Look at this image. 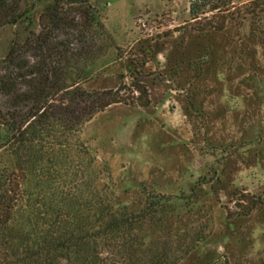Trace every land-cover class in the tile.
<instances>
[{"label": "rangeland", "instance_id": "374dc122", "mask_svg": "<svg viewBox=\"0 0 264 264\" xmlns=\"http://www.w3.org/2000/svg\"><path fill=\"white\" fill-rule=\"evenodd\" d=\"M87 1L105 34L82 85L119 87L120 101L79 137L92 177L108 175L107 192L138 216L131 262L264 264V13L200 31L189 0ZM51 2L22 0L30 12L0 27V58Z\"/></svg>", "mask_w": 264, "mask_h": 264}, {"label": "trees", "instance_id": "16d2710c", "mask_svg": "<svg viewBox=\"0 0 264 264\" xmlns=\"http://www.w3.org/2000/svg\"><path fill=\"white\" fill-rule=\"evenodd\" d=\"M232 1L189 0V14L195 25L203 20L200 31H222L264 13V0ZM21 3L0 0V27L28 17ZM104 34L87 0H52L38 30L13 38L0 58V264H135L143 254L138 216L107 192L108 175L92 177L79 137L95 113L120 101L119 87L82 85L99 70Z\"/></svg>", "mask_w": 264, "mask_h": 264}]
</instances>
